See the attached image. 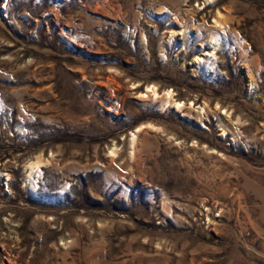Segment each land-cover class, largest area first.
Here are the masks:
<instances>
[{
	"label": "rangeland",
	"instance_id": "obj_1",
	"mask_svg": "<svg viewBox=\"0 0 264 264\" xmlns=\"http://www.w3.org/2000/svg\"><path fill=\"white\" fill-rule=\"evenodd\" d=\"M0 264H264V0H0Z\"/></svg>",
	"mask_w": 264,
	"mask_h": 264
},
{
	"label": "bare ground",
	"instance_id": "obj_2",
	"mask_svg": "<svg viewBox=\"0 0 264 264\" xmlns=\"http://www.w3.org/2000/svg\"><path fill=\"white\" fill-rule=\"evenodd\" d=\"M206 2H208V3H211V2H214L215 0H205ZM220 25V24H219ZM221 26V25H220ZM148 89H150V88H148ZM148 92V91H147ZM151 92V91H150ZM152 96L154 97V98H158L159 97V94L155 91V90H153L152 89ZM150 94V93H149ZM145 95H147V94H145ZM151 96V95H150ZM149 97V96H148ZM167 97H168V99H169V101H167V105L169 106V104H170V99L172 100V96H171V93L170 92H168L167 93ZM167 99V100H168ZM173 103V102H172ZM171 105V104H170ZM181 106H182V104H178V103H175V107H176V109H177V111L181 108ZM181 110V109H180ZM205 110V109H204ZM135 142V134H133L132 135V147L134 146V143ZM133 149V148H132ZM28 180H30V177H29V179Z\"/></svg>",
	"mask_w": 264,
	"mask_h": 264
}]
</instances>
